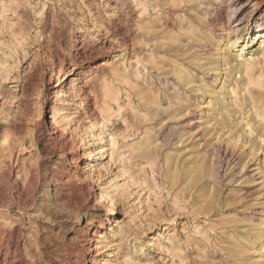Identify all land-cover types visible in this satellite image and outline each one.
I'll return each instance as SVG.
<instances>
[{
    "label": "rangeland",
    "instance_id": "1",
    "mask_svg": "<svg viewBox=\"0 0 264 264\" xmlns=\"http://www.w3.org/2000/svg\"><path fill=\"white\" fill-rule=\"evenodd\" d=\"M169 1L0 0V264H264V125L217 50L264 0Z\"/></svg>",
    "mask_w": 264,
    "mask_h": 264
},
{
    "label": "bare ground",
    "instance_id": "2",
    "mask_svg": "<svg viewBox=\"0 0 264 264\" xmlns=\"http://www.w3.org/2000/svg\"><path fill=\"white\" fill-rule=\"evenodd\" d=\"M157 1V0H156ZM179 1H185V0H179ZM141 2V1H140ZM148 2V1H147ZM151 2V1H149ZM167 2V1H166ZM171 2V0L169 1ZM176 3L175 1H172V3ZM142 3V2H141ZM153 3V1H152ZM156 3V2H154ZM144 4V3H143ZM143 4H141L142 6H144ZM164 4L165 1H164ZM179 4V3H178ZM182 3H180L179 5L176 4V6H181ZM190 4V3H189ZM148 5V4H147ZM146 5V6H147ZM175 5V4H174ZM157 6V5H156ZM159 6V4H158ZM162 6V5H161ZM155 7V6H154ZM153 7V8H154ZM145 8V7H144ZM149 11V8L146 7ZM146 10V9H145ZM160 10V9H159ZM157 11V10H155ZM145 12V11H144ZM147 13V10H146ZM184 18V17H183ZM190 21V20H189ZM188 25V24H187ZM199 28V27H197ZM191 31V30H190ZM206 31V30H205ZM192 33V31L190 32ZM206 33V32H205ZM264 32H262V29H259V32L257 33V35L255 36V39H252L250 41H248L247 43H244L241 41V38L239 37L238 34L236 35H228L226 38L225 37H219L221 39L218 40V53L222 54L220 55V58L223 59L226 62V65H230L232 62V66H230V70L228 71V77L226 80L223 81L221 90L223 88L226 87V84L228 82H232V86L230 87V94L231 96H233L234 100L237 102L238 100H241V98L244 99L245 102L249 103L250 106V110L251 112L254 113L256 119L259 121L260 124L264 125ZM206 35V34H205ZM197 36V35H196ZM203 37H201L202 39ZM212 40V39H211ZM213 41V40H212ZM254 41H258L257 43L259 44V49L256 53H254L252 50L248 51L249 54L248 56H245L247 49L249 48L250 44L254 43ZM215 42V41H214ZM171 43V42H170ZM179 43V41H178ZM223 46H225V48L223 49ZM241 48V51H239L240 53H237L235 55H232L230 50L234 49H238ZM231 50V51H232ZM234 52V51H233ZM231 56H233V60H231ZM178 61V60H177ZM105 65V64H102ZM154 65V64H153ZM182 65V64H181ZM156 66V65H155ZM183 66V65H182ZM215 66V65H214ZM103 67V66H102ZM161 69V68H160ZM217 69V67H216ZM236 72L237 76L239 74V78H233L232 79V75ZM175 73V72H174ZM123 76V75H122ZM117 77V76H116ZM177 77V76H176ZM180 77V76H179ZM125 78V77H124ZM127 78V77H126ZM125 78V79H126ZM87 79V72L85 69H82V71L80 72V74L77 75L76 78L71 79V81L64 87V89H62L61 91H58L55 93V100L54 102L51 104L50 106V113H51V119L55 118L57 115H59L61 113V108L59 107V98L60 96H65V99L63 101L67 102L70 99H75L80 97V99L82 100V102H84V98L82 97V92L84 91V83H86ZM123 79V78H122ZM129 79V78H128ZM127 79V80H128ZM223 79V78H222ZM126 80V81H127ZM86 81V82H85ZM120 83V81H119ZM129 83V81H128ZM201 83V82H200ZM123 85V84H122ZM111 86V85H110ZM118 86V85H117ZM129 86V84H128ZM140 86V85H139ZM201 86V85H200ZM114 88V87H113ZM202 88V87H201ZM204 88V87H203ZM220 88V87H219ZM104 97L106 98L107 102L109 101H116V94L114 93V90L109 87V86H105L104 88ZM121 89V88H120ZM219 90V89H218ZM117 91V90H116ZM204 91V90H203ZM202 92V91H201ZM208 92V91H207ZM220 92V90H219ZM145 93V92H144ZM221 93V92H220ZM85 95V93H83ZM204 94V93H203ZM205 97V95H204ZM129 98V97H127ZM132 98H130L131 100ZM203 99V97H202ZM201 99V100H202ZM207 100V99H206ZM213 100V98H212ZM211 99H209V101L207 102L209 108L211 109V111L213 110V107H211V105L213 104L214 101H212ZM230 100V98H229ZM118 101V99H117ZM106 102V103H107ZM130 102V101H128ZM128 102H126L127 105ZM132 102V101H131ZM105 103V102H104ZM104 104L106 105V108H110L112 109L108 104ZM148 103V102H147ZM133 104V103H131ZM203 104V103H202ZM224 104V103H223ZM236 104V103H235ZM134 105V104H133ZM156 105V103L154 104ZM206 107V106H205ZM242 107V106H241ZM135 108V106H134ZM133 108V109H134ZM145 108V107H144ZM139 109V108H138ZM124 110V109H123ZM206 110V109H205ZM119 111V110H118ZM249 111V110H248ZM209 112V111H208ZM204 113V112H203ZM249 113V112H247ZM213 115V114H212ZM244 115V114H243ZM218 118V117H217ZM221 118V117H220ZM219 118V120H220ZM232 118V117H231ZM146 119V117H145ZM98 120L96 118H93L91 120V126L88 128L89 132L91 131V134H95L96 132H98ZM246 126V125H245ZM250 129L252 128L251 124L247 125ZM263 132V131H262ZM251 133V132H250ZM87 138H83L82 140V146L86 147L87 145ZM152 143V142H151ZM113 145L114 141L112 142ZM141 145V144H140ZM152 145V144H151ZM138 146V145H137ZM150 146V145H148ZM133 148V147H132ZM135 148V147H134ZM142 148V147H140ZM100 149H105V148H100ZM139 149V148H138ZM149 149V148H148ZM146 151V150H145ZM101 152H103V150H101ZM134 152V150H133ZM146 153V152H145ZM143 155V153H141ZM148 156V155H147ZM155 159V158H154ZM152 161V160H151ZM150 161V162H151ZM169 161V160H168ZM153 164V163H152ZM71 181H67L64 178H56V182L58 183L59 186H57V191L59 192L60 190H64L66 187V184L68 183H73V179H69ZM63 193V192H62ZM65 194V193H64ZM64 196V195H63ZM60 196V197H63ZM67 196V194H66ZM65 196V197H66ZM64 198V197H63ZM66 199V198H65ZM58 200L60 201V199L58 198ZM64 200V199H63ZM69 203V202H68ZM62 204V203H61ZM113 203L111 202L110 204L107 205V217H106V222L110 223V214L113 213L112 207H113ZM105 222V223H106ZM88 225H92L93 226V221L89 220L88 221ZM104 227V226H102ZM264 230V229H263ZM262 233V232H261ZM19 250V247L17 246V249ZM10 249H9V244H7L6 246V254L9 253ZM66 261V260H65ZM67 263V262H66Z\"/></svg>",
    "mask_w": 264,
    "mask_h": 264
}]
</instances>
